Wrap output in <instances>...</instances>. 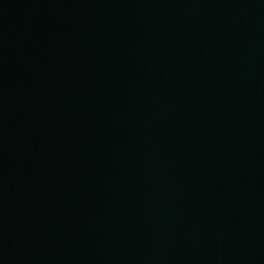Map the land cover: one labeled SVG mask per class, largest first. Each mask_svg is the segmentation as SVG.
Masks as SVG:
<instances>
[{
	"label": "water",
	"instance_id": "water-1",
	"mask_svg": "<svg viewBox=\"0 0 264 264\" xmlns=\"http://www.w3.org/2000/svg\"><path fill=\"white\" fill-rule=\"evenodd\" d=\"M0 264H264V0H0Z\"/></svg>",
	"mask_w": 264,
	"mask_h": 264
}]
</instances>
